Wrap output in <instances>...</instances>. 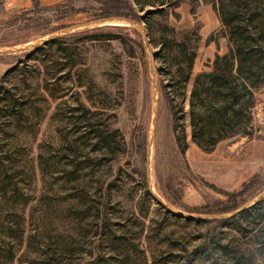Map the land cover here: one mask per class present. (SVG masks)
Returning a JSON list of instances; mask_svg holds the SVG:
<instances>
[{
    "label": "rangeland",
    "instance_id": "1",
    "mask_svg": "<svg viewBox=\"0 0 264 264\" xmlns=\"http://www.w3.org/2000/svg\"><path fill=\"white\" fill-rule=\"evenodd\" d=\"M131 1L140 28H78L0 53V264H264V87L249 134L204 151L185 116L183 147L158 37L167 24L193 39L186 111L195 75L227 51L224 28L214 0L159 16ZM39 2L0 0V46L106 16L95 0Z\"/></svg>",
    "mask_w": 264,
    "mask_h": 264
},
{
    "label": "trees",
    "instance_id": "2",
    "mask_svg": "<svg viewBox=\"0 0 264 264\" xmlns=\"http://www.w3.org/2000/svg\"><path fill=\"white\" fill-rule=\"evenodd\" d=\"M95 1L99 14L139 19L131 0ZM135 1L139 8L151 6L146 9L151 16L166 14L168 9L179 5L178 0ZM32 2L34 6L41 5L39 0ZM213 6L227 37V51L216 54L211 64L195 75L186 111L183 110L186 84L196 55L193 39L177 37L175 29L165 24L164 28L170 33L160 34V49L156 54L167 68L163 87L170 93L171 100H176L171 114L175 129L179 121L181 129L180 135L177 133L175 137L186 146L182 125L186 116L191 141L204 151L213 150L222 140L249 134L256 94L264 87V0H214ZM168 36L171 43L167 42Z\"/></svg>",
    "mask_w": 264,
    "mask_h": 264
},
{
    "label": "water",
    "instance_id": "3",
    "mask_svg": "<svg viewBox=\"0 0 264 264\" xmlns=\"http://www.w3.org/2000/svg\"><path fill=\"white\" fill-rule=\"evenodd\" d=\"M128 24H132L134 27L140 28V26L138 24H136V22L134 20L128 19V18L123 17V16H115V15L101 16V17H97V18L87 20L85 22L72 24L70 26H67L65 28H62V29L56 31L55 33H52L51 35H49L45 38L36 39V40H33V41L26 43V44H23V45H19V46H15V47L0 46V53L14 52V51L21 50V49H24V48H27L30 46L37 45L39 43H45L47 41L52 40L57 35L68 33V32H71L73 30H76L78 28H87V27H94V26H101V25H128ZM153 87L155 88L154 82H153ZM153 99H154V111H153V121H152V129H151L152 132H151V136L149 139V144L152 142V139H153L155 118L157 115V97H156L155 91H153Z\"/></svg>",
    "mask_w": 264,
    "mask_h": 264
},
{
    "label": "crops",
    "instance_id": "4",
    "mask_svg": "<svg viewBox=\"0 0 264 264\" xmlns=\"http://www.w3.org/2000/svg\"><path fill=\"white\" fill-rule=\"evenodd\" d=\"M56 1V0H54ZM3 6L9 10L13 8H22V7H29L31 5V0H2ZM46 4H49V2H44ZM41 5H43L40 2Z\"/></svg>",
    "mask_w": 264,
    "mask_h": 264
}]
</instances>
